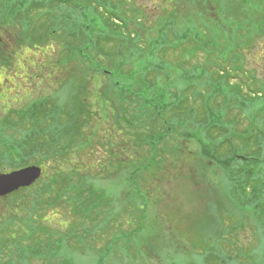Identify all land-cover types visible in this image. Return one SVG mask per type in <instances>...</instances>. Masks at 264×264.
<instances>
[{
  "label": "rangeland",
  "instance_id": "obj_1",
  "mask_svg": "<svg viewBox=\"0 0 264 264\" xmlns=\"http://www.w3.org/2000/svg\"><path fill=\"white\" fill-rule=\"evenodd\" d=\"M21 1L30 10L29 15L24 18L28 22L31 21L29 33L26 34V29L21 33L16 23L13 25L6 23L4 26L0 22V32L3 36L0 39V123L4 122L5 128H8V123H10L9 128L11 127L5 136L9 152L4 155V158L3 152H0V172L19 167L23 164L21 161H25L23 165L27 167L45 165L53 170L64 164L65 158L70 163L77 156L74 134L70 136L63 134L61 137L57 134L63 140L64 147L67 146L68 154H47L43 151L34 157L24 159L21 153H18L17 143L23 142V132L34 125V121L23 117V113L36 104L41 105L47 102L51 109L54 108L57 111H65V106L68 104L74 113L73 109L77 106L78 99H80V105H82L81 101L85 103L84 106L89 115L94 116L92 117V127L87 126L88 122L79 120V124L84 127L83 130L86 129V132L82 133L84 137H80L79 141L85 140L86 143L83 147L84 150L81 151L82 155L80 154L81 156L77 158L88 157L94 151L97 156L85 160L89 166L97 167L107 162L115 164L119 162V159H113L111 154L117 147V153L121 157L118 150L120 146H112L106 139L107 136L112 143L118 142L122 145L124 141L130 143V147L136 148L138 147L137 143H131L128 138L124 137V134H131L132 137L139 138V135H135V133L147 134L150 129H158L151 120L144 121L142 119L139 120L142 123L146 122L150 126L149 129L136 131L135 128L130 127L128 119L131 120L135 113L133 108L130 110L128 107L126 112L120 109L118 125L114 117L107 115L108 108L104 110L98 103V100L102 98L101 95L98 97L99 94L106 93L109 87L112 88L110 83L113 76L108 74L107 76L104 72L105 69L113 71L115 79L122 85H140L146 71H150V79L155 81L159 79L163 81V86L170 89L181 88L180 95L171 94V102H185L184 110L179 111L181 117L182 113H185L184 121H172L174 126H179V133H182V130L188 131L189 134L196 133L198 130L197 119L199 122V119L205 114L208 118L210 117V120L211 117L217 118L216 112H205L204 98L199 94L205 95L208 99L211 98L214 91L213 86L219 78H222L221 69L210 63H207V67L204 66L207 54L202 48L200 49L202 51L195 50L196 43L192 38L180 47L168 49V42L175 43L178 40H174L173 33L169 37L168 33L161 31L160 27L163 20L167 21L170 17L173 20L175 17L173 25L179 30L177 34L180 37V31H183L185 27L190 25L198 27L201 23L204 24V21H207L208 24L209 19H216L215 7H209L208 19L201 20L200 10L197 12L194 3L189 6L186 0H176L177 5L181 7L179 13L171 3L164 5L165 0L129 1L126 8H139L138 5L147 8L141 13L144 20L142 22H148L151 28L147 25L145 27L143 24V29L137 31L133 24L130 30L136 33L141 32L137 43L149 52L147 55L141 56L134 52L136 50H129L121 59L124 60L123 65L116 71L117 65H112L107 59L104 61V58L101 57L102 71L99 72L89 68V62L80 61L74 53L69 52L64 42L61 43L58 40L63 37L64 32L58 30L59 24L55 16V18H50L49 22L58 24L53 36L58 37L57 40L55 39L56 41L49 44L30 43L33 36H37L36 41L43 38L46 33L47 15L50 13L57 15L58 10L52 11V8H57L58 2L52 5L50 4L52 0H43L46 4L37 8L36 5H32V1L36 0ZM198 8L200 9L199 6ZM17 10L18 7L14 9V11ZM126 14L130 20H134L137 16L130 10H126ZM36 26V32H33ZM148 35H150L149 38ZM114 44L106 45L107 50L116 51ZM156 48L163 51L160 54L161 57L152 55ZM256 51L261 56V60H264V42ZM67 59L69 60L68 64L66 63ZM212 59L211 56L207 58L208 61ZM248 59V68L251 70L244 77L248 78L251 75L264 77L261 70L255 69V62H253V57L250 58L249 53ZM95 61L99 62V56ZM201 78L202 80L198 82ZM81 81L84 82L86 89L77 95L76 91H78ZM184 89L186 91H183ZM223 100L222 96L217 98L218 106ZM54 103H57L56 106L54 105L55 107ZM213 105L215 106L216 103L214 102ZM224 112L228 121H238L239 129H244L249 125L250 121L243 118V112L239 108L224 110ZM89 115L87 114L88 118ZM166 117L170 118V116ZM38 118L36 121L39 122V129L44 135L50 134L49 130L51 129L48 128V125L54 124V122L56 126L61 124L74 131L75 122L78 121V118L71 121L65 113H62L60 120L55 119L53 122L52 118L54 117L44 120V115H39ZM19 119L22 120L21 124L13 128V124L20 122ZM258 121L261 122V119ZM131 122L135 125L139 123L133 120ZM93 131L100 133L98 138L88 137L92 135ZM141 138L143 137L141 136ZM186 140V138H181V142L178 143L170 141V148L175 144L174 148L180 147L184 150L183 153L179 158L176 156L177 154L175 157L171 156L162 168L156 169L154 173L148 175L147 183L144 180L145 183L142 186L136 187L128 182L130 176L128 170H117L116 168L111 172H99L94 168L90 170V173L84 174L86 180L90 181L92 189L97 194H102V201L105 200L109 203L107 206H103L102 214L92 222L91 219L86 220L84 215H77L75 212L68 214L64 199L70 195L69 198L72 200L74 192L67 195L65 191H62L60 194L59 177L55 175L54 171L49 177L54 175L53 178H55L56 176L57 182L54 188L49 191L52 192L51 196L50 194L45 197L40 195L41 204L35 202V197L37 193H41L44 187L48 186L50 189L51 184L47 182L49 177L46 176L48 172L36 186L24 190L12 198L0 201V214L2 213L0 225L4 224L3 228L0 227V264H168L171 257L179 258L186 264H193V261L199 262L200 257L195 250V246L201 241L199 232L203 228H207L210 233L215 234L219 229L217 221L226 219L230 222L232 219H243L246 213L241 209L235 210L230 199L227 164L224 161L213 162L209 158L199 159L202 148L195 140ZM48 141L44 139V143ZM10 152L21 161L15 162L14 160V163H7L6 158L9 157ZM262 158L264 159V150ZM138 159H136L138 163H145ZM71 171L74 173V170ZM155 174H157V178L154 176ZM77 181L80 180L74 175H70L68 189L75 188ZM131 190L133 195L143 194L146 196L150 194V199L146 200L148 203V206L145 207L146 213L138 210L139 201L135 202L136 205L134 203L131 209L130 207L128 210L126 209L130 200L128 202L123 200L125 198L123 196L128 195ZM139 196L137 195L136 200L140 199ZM50 197L52 198L51 204ZM128 212L131 213V216H127ZM145 214L149 216L147 221L143 220ZM206 218L217 221L206 224ZM139 228L141 231L136 232ZM132 232H136V234L131 235ZM123 235L128 238L125 239ZM241 235L246 241H249L252 236L250 232L241 233ZM180 243L187 247L188 251L178 253L176 249Z\"/></svg>",
  "mask_w": 264,
  "mask_h": 264
},
{
  "label": "trees",
  "instance_id": "obj_2",
  "mask_svg": "<svg viewBox=\"0 0 264 264\" xmlns=\"http://www.w3.org/2000/svg\"><path fill=\"white\" fill-rule=\"evenodd\" d=\"M1 1H4L0 6L3 15H5L4 13L10 14V19L2 20V25L5 26L6 23L13 25L16 23L21 33L24 29L27 30L26 34L29 33L31 21L28 22L24 18L29 15L30 10L23 5L24 2L21 0ZM129 1L132 2L131 0H52L50 2L52 5L58 2L57 8H52V11L58 10L57 15L54 13L47 15L45 35L39 41H36L37 36H33L30 39V43L49 44L52 41H56L58 37L55 38L53 36L56 25L59 24L58 30L64 32V35L58 40L61 43L64 42L69 52L74 53L80 61L89 62V68L101 72L102 64L100 59L103 57L104 61L107 59L112 65H117L115 71L119 70L124 62L121 59L129 50H136L134 52L139 53L141 56H145L149 52L145 47L137 43L141 37V32L136 33L130 30L133 24L137 31L143 29V24L145 27L146 25L147 27L149 26L148 22H142L144 20L141 15L143 10H147V8L143 5H138L139 8H126L125 6L128 5ZM186 1L189 6L194 3V8L197 9V12L200 10L201 20L208 19L209 13L207 11L209 7L216 8L217 18L209 19L210 22L208 24L206 23L207 21H204V24L201 23L198 27L194 25L185 27L183 31H180L181 36L179 37L177 34L179 30L173 25L176 18L174 17L171 20L172 17H170L167 21L166 19L162 21L161 31L167 32L169 37L173 33L174 40H178L175 43L168 42V49L180 47L192 38L196 43L195 50L202 51L200 50L202 48L204 53L207 54L204 66L207 67V63H210L221 69L222 78H219L213 86L214 91L211 98L208 99L205 95L199 94V96L204 98L205 112H216L217 118L211 117L210 120V117L208 118L207 114H205L204 117L199 119V122L197 119L198 130L196 133L192 132L189 134L186 130H182V133H179V126H174L172 121H184L183 115L185 113H182L181 117L179 111L184 110L185 102H171V94L180 95L182 93L181 88L170 89L163 86V81L150 79V71H146L140 85H122L121 82L115 79L113 71L105 69L106 75L113 76L110 84L114 89L109 87L106 93H100L98 97L101 95L102 98L98 100V103L104 110L108 108L107 115L114 117L118 125L120 109L126 112L128 107L130 110L133 108L135 113L131 120L139 123L135 125L128 119L130 127L135 128L136 131L149 129L150 126L146 122L142 123L139 120L142 119L144 121L151 120L158 129H150L147 134L135 133V135H139V138L132 137L131 134H124V137L128 138L131 143H137L138 147L136 148L130 147V143H125L124 141L122 145L118 142L112 143L109 136H107L106 139L109 140L112 146H120L118 150L121 157L117 153V147L114 149V153L111 154V157L119 159V162L116 164L107 162L97 167L89 166L85 161L86 158H94L97 154L93 151L88 157L77 158L82 155L81 151L84 150L83 147L86 143L85 140L79 141L80 137H84L82 133L86 132V129L83 130L84 127L79 124V120L88 122L87 126L92 127V117L94 115H89L83 101H81L82 105H80V99H78L77 106L73 109L74 113L71 110L72 107L68 106V104L65 106V111H57L54 108V110L51 109L45 102L41 105H33L26 113H23V117L34 121V125L23 132V142L16 141L20 144L18 153H21L22 156L25 155L27 159L43 151L47 154H68L67 146L64 147L63 140L59 136L74 134L77 148V156L74 160L69 163L67 158H65V163L53 170L51 167L42 166L45 168V175L48 172L46 176L49 177L51 172L54 171L55 175L59 177L60 194L62 191H65L67 195L69 193L72 194V191L74 192L72 200L69 198L70 195L64 199L66 211H69L68 214L75 212L77 215H84L86 220L91 219L92 222L102 214L103 206H107L109 203L105 200L102 201V194H97L92 189L90 181L86 180L84 174L90 173V170L94 168L98 169L99 172H111L116 168L117 170H128L130 175L128 182L133 186L136 185V187L142 186L147 181L148 175L154 173L156 169L162 168L163 164L171 156L175 157L177 154L176 156L179 158L181 153H183L184 150L180 147L178 149L174 148L175 144L170 148V141L178 143L181 142V138H186V141L193 139L202 148L201 155H198L199 159L209 158L213 162L224 161L227 164V173L230 180L228 187L230 199L235 210L241 209L246 213L243 219H232L230 222L226 221V219L217 221L206 218V224L217 221L219 229L215 234L210 233L207 228H203L199 232L201 241L197 243L195 250L200 257V261H193V264H264V159L262 158L264 150V77L255 75H251L248 78L244 77L251 70L248 68V53L250 58L253 57L256 67L254 68L257 71L261 70L264 74V60H261V56L256 51L264 42V0ZM167 3L174 5L177 13L181 11V7L177 5L176 0H165L164 5ZM44 4L46 2H43V0L32 1V5H36L37 8ZM16 7H18V10L14 11ZM126 10H130L137 15L134 20L127 18ZM177 13L173 12L175 15ZM54 16L58 20V24L49 22L50 18H55ZM36 28L37 26L33 32H36ZM149 37L150 35H148ZM109 43H115L117 50H107L106 45ZM162 52L160 48H156L151 54L160 56ZM98 56L99 62L95 61ZM209 56L213 57V59L208 61L207 58ZM68 62L69 60L67 59L66 63L68 64ZM159 72L161 71L159 70ZM201 80L202 78L198 82ZM84 89H86L85 84L81 81L80 87L76 91L77 95L81 94ZM183 91H186V89ZM220 96L224 97V100L218 106L217 98ZM214 102L216 103L215 106L213 105ZM56 104L54 103L53 106H56ZM232 108H239L243 112V118H247L250 121L249 125L245 126L244 129L238 128L237 120L228 121L226 119L224 110ZM54 112L58 113L55 114ZM62 113H65L71 121L78 118V121L75 122L74 131L70 130L68 126L65 127L61 124L56 126L54 122V124L50 123L51 125H48V128L51 129H48L50 134L44 135L39 129L40 124L36 121V118L39 115H44V120L48 117H54L52 118L53 122L55 119L60 120ZM166 116H170V118L167 119ZM259 119H261V122L258 121ZM19 121V124H21L22 120L19 119ZM2 130H5V125ZM99 135L100 133L93 131L92 135L88 137L98 138ZM5 136V131H0V146L6 145ZM49 136L50 140L48 141ZM44 139L48 142L44 143ZM6 150L7 147H0V152H3L2 155H5ZM142 157L144 158L142 159ZM136 159L143 160L145 163H138ZM71 170H74V173H71ZM70 175H74L80 180L75 183V188L72 190L71 188L68 189V177ZM53 176L49 177L50 189L46 186L40 194H36V203H42L40 195L45 197L50 194L51 196L52 192L49 191L54 188L56 179V176L55 178ZM154 176L158 177L157 174ZM137 195H140L138 197L140 198L139 200H136ZM123 197H125L123 200L127 202L130 200L127 210L129 207L131 209L132 205L139 201L138 210L146 213L145 207L148 206L146 200L150 199V194L146 196H143V194L133 195L131 190L128 195ZM49 201L51 204V197ZM127 216H131V213L128 212ZM148 217L145 214L143 220L147 221ZM140 231V228L136 230V232ZM136 232H132L131 235L136 234ZM245 232H250L252 235L249 241H246L244 236L241 235V233ZM127 238L128 236H125V239ZM176 250L178 253L188 251L187 247L181 243L178 244V249ZM168 262V264H186L183 260L175 257L169 258Z\"/></svg>",
  "mask_w": 264,
  "mask_h": 264
},
{
  "label": "water",
  "instance_id": "obj_3",
  "mask_svg": "<svg viewBox=\"0 0 264 264\" xmlns=\"http://www.w3.org/2000/svg\"><path fill=\"white\" fill-rule=\"evenodd\" d=\"M43 174L39 166H28L10 174L0 175V196H6L21 187L32 186Z\"/></svg>",
  "mask_w": 264,
  "mask_h": 264
},
{
  "label": "flooded vegetation",
  "instance_id": "obj_4",
  "mask_svg": "<svg viewBox=\"0 0 264 264\" xmlns=\"http://www.w3.org/2000/svg\"><path fill=\"white\" fill-rule=\"evenodd\" d=\"M4 3V1H1L0 0V6L2 5ZM2 10H1V8H0V22H2V20H9L10 19V14H7V13H4L5 15H3V13L1 12ZM3 38V36H2V33L0 32V39H2ZM4 106V105H3ZM10 124V123H9ZM16 125H19V123H16V124H13V128L16 126ZM4 126V123H0V131H5V133H7L8 132V129H10L9 128V125H8V128H5V130H2V127ZM0 145H1V143H0ZM17 145H18V147H19V143H17ZM5 147H6V145H5ZM9 152V149H7L6 151H5V153L4 154H6V153H8ZM23 157H24V159H26V157H25V155H23ZM3 158H4V155H3ZM14 160H15V162H19V161H21L17 156H14L11 152H10V155H9V157L8 158H6V161H7V163H14ZM23 164L25 163V161H21ZM23 164H21V165H23ZM19 166V167H15V168H12V169H10V170H8V171H5V172H0V174H2V173H4V174H10V173H12V172H14V171H18V170H20V169H23V168H25V167H27L26 165H23V166ZM40 167H42V169H43V173H44V171H45V168H44V166H42V165H39ZM46 176L43 174L42 175V177L38 180V181H36L35 183H34V185H32L31 187H21V188H19V189H17L16 191H14V192H12V193H10V194H8V195H6V196H0V201H3V200H5V199H8V198H12V197H14V196H16L18 193H21L22 191H24V190H28V189H30V188H32V187H34V186H36L37 185V183H39V181H41L43 178H45ZM48 180H47V182H49V178H47ZM57 179H55V182H54V185L56 184V181ZM50 183V182H49ZM51 184V183H50ZM2 214V213H1ZM0 214V215H1ZM3 216V215H2ZM3 226H4V224L3 225H0V227L1 228H3Z\"/></svg>",
  "mask_w": 264,
  "mask_h": 264
}]
</instances>
